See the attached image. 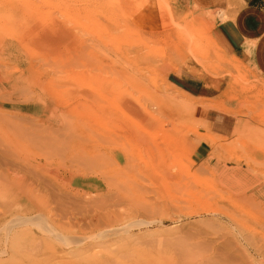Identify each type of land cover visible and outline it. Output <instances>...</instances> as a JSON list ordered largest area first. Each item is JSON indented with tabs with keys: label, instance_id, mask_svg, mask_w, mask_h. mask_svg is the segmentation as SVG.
<instances>
[{
	"label": "rangeland",
	"instance_id": "rangeland-1",
	"mask_svg": "<svg viewBox=\"0 0 264 264\" xmlns=\"http://www.w3.org/2000/svg\"><path fill=\"white\" fill-rule=\"evenodd\" d=\"M226 17L0 0V264H264V87L214 39ZM181 69L220 94L177 87ZM208 109L239 118L230 138Z\"/></svg>",
	"mask_w": 264,
	"mask_h": 264
},
{
	"label": "crops",
	"instance_id": "crops-1",
	"mask_svg": "<svg viewBox=\"0 0 264 264\" xmlns=\"http://www.w3.org/2000/svg\"><path fill=\"white\" fill-rule=\"evenodd\" d=\"M178 5L195 6L204 10L225 11L227 17L217 19L213 27V37L230 56V59L249 73L256 76L264 87V0H176ZM229 6V7H228ZM183 75L170 74V82L194 97L216 98L221 92L219 86L213 84V90L203 89L200 79L194 78L181 69ZM242 72L241 70L239 71ZM244 75V74H243ZM246 76V74H245ZM205 116L209 129L215 135L230 138L238 125V119L222 111L208 109L201 111ZM205 133V130L200 132ZM193 137L181 140L188 141ZM196 143L189 151V158L194 164L206 161L213 150L209 144L199 136H195Z\"/></svg>",
	"mask_w": 264,
	"mask_h": 264
},
{
	"label": "bare ground",
	"instance_id": "bare-ground-1",
	"mask_svg": "<svg viewBox=\"0 0 264 264\" xmlns=\"http://www.w3.org/2000/svg\"><path fill=\"white\" fill-rule=\"evenodd\" d=\"M185 16H186V18L190 16V17H189L190 20L192 19L193 21L199 19V18L196 17V16H192V14H191L190 12H189V13L187 12V13L185 14ZM184 18H185V17H184ZM190 20H189V23L191 22ZM194 61H195V60H194ZM196 61H197V60H196ZM198 61H199V60H198ZM106 232H108V231H106Z\"/></svg>",
	"mask_w": 264,
	"mask_h": 264
}]
</instances>
